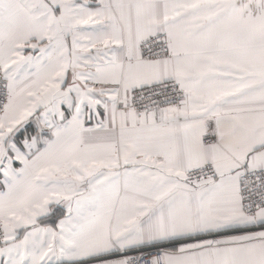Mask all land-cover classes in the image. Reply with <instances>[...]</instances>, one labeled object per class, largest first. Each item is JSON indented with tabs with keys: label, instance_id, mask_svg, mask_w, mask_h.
I'll return each mask as SVG.
<instances>
[{
	"label": "snow or ice",
	"instance_id": "obj_1",
	"mask_svg": "<svg viewBox=\"0 0 264 264\" xmlns=\"http://www.w3.org/2000/svg\"><path fill=\"white\" fill-rule=\"evenodd\" d=\"M0 264H264V0H0Z\"/></svg>",
	"mask_w": 264,
	"mask_h": 264
}]
</instances>
